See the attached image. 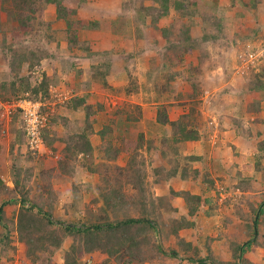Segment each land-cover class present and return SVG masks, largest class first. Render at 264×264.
Masks as SVG:
<instances>
[{"label":"rangeland","instance_id":"rangeland-1","mask_svg":"<svg viewBox=\"0 0 264 264\" xmlns=\"http://www.w3.org/2000/svg\"><path fill=\"white\" fill-rule=\"evenodd\" d=\"M81 1L73 0L78 7L80 18L89 22L90 20L94 21L99 24V27L95 26L96 31L82 30L80 40L86 47H94L98 51L103 49V52L97 51L91 55L94 62L93 67H97V69H93L91 73L93 86L85 96L87 107L94 113L91 116L92 126L89 128L92 129L93 134L89 136V139L91 142L94 141L95 147L92 144L93 151L90 155L77 150L80 146L76 144L78 142L82 144L79 135L89 125L84 121L85 110L81 109L75 112L66 109L68 102L76 97L79 98L77 94L81 93L75 90L76 95L70 94L72 91L70 85L59 86L58 83L51 82L50 87L53 86V88L50 91L49 87V98L41 100L50 113L46 128L48 136L50 139H57L51 147L45 142V147L42 150L32 151L22 133L21 120L13 118L7 124L0 119V142H5L9 138V134L11 136L10 143H7L9 150L7 151L6 148L5 151H0V170L5 168L4 175L0 177V207L3 209L0 221V264H64L65 254L75 241L72 235L67 234L64 227L71 225L80 228L84 223L106 225L108 222L115 223L118 220L117 217L124 218L125 215L126 217H137L141 210L140 204L137 202L141 193L137 188L142 186V183L135 181L137 177L134 179L138 168L145 169L149 174L144 182V185L148 189L150 188L149 198L151 195H155V197L171 196V192L170 195L159 196L158 193H161L162 190L161 186L164 188L166 183L162 182L156 186L153 182L156 179L153 173L155 168L161 170L160 179H164L172 169V164L167 159H162L159 153L148 155L144 149L139 154L131 156L122 151V156H118L116 160L113 159L114 161L112 158L116 154L115 149H124L122 137L126 134L131 136L136 131L129 128L128 115L140 118V123L136 125V129L139 131L149 130L145 127L148 126V123L155 122L156 110L144 112L146 114H143V110L152 108V105H146V103L153 104L151 100L158 97L156 93L152 92L154 83L157 81L161 85L166 81L163 75L165 73H162L164 62L161 60L166 52V42L161 35V30L174 25L175 36H172V40L177 42L176 38L183 22L186 23V19L173 11L158 20V29L155 30L150 24L152 15H148L146 19L144 16L141 18L136 14L138 9L136 3L129 6L122 0ZM262 1V4L256 9H244L246 16L239 17L238 8L233 7L230 0H220L226 18L223 35L214 41L201 44L198 51L188 54L187 60H185L186 64L172 65L170 73L175 75L176 81L174 80L171 86L176 87V92L173 95L161 97L165 108L168 109L170 120L171 117L180 118L188 114L192 107L194 108V122L201 137L197 143L202 142L204 144L203 151L206 152H204V156H201L202 160L189 165L194 170L208 171L211 177L216 179L219 190L227 187L232 189V191L223 193L218 201L221 206L218 210L219 222L222 224L221 219L226 217L231 222L222 231H219L217 225L219 226L220 223L215 224L214 220L206 218L198 231L195 229L191 232L193 244L200 249L201 256L205 258L211 252L216 262H232V244L236 241L246 242L249 239L245 236V231L242 230V227L245 229V221L234 215V204L240 206L243 210L242 213L250 215V202L256 207L264 201L263 171L258 173L255 166V157L260 154L258 145L264 141V91L249 95L247 90L250 83L257 84L259 80L264 81V0ZM149 5L150 2L147 1L145 6ZM239 10L243 9L239 8ZM42 19L47 23L55 22L56 8L52 5L45 7ZM11 30L10 25L4 26V33L12 41ZM137 32L141 34L139 39ZM51 33L64 46H67L63 33L49 32L45 29L37 31V28L31 35L15 39L13 44L25 51L33 47L48 49L56 58L63 50L62 46L57 49L55 43L48 41L46 36ZM196 35H200V33L198 32ZM1 38L2 34H0ZM1 46L0 101L5 102L7 100L2 99L1 96L2 94H5L4 97L12 96L11 84L20 81L17 77L20 76V79H24L33 76L40 81L43 74L41 73L42 65L33 70L25 65L20 74H11ZM202 50L205 51V58L203 64L199 66L200 71L195 76L198 83L196 91L198 97L192 98L189 95L193 94V89L189 82L185 81V77L188 75L185 69L193 67L190 65L191 63L196 67L199 62V52ZM66 51L70 52L71 49L67 46ZM81 51L83 57L91 58L87 50ZM152 59H156L155 69L157 70L153 71L151 77H147ZM175 62L177 61L175 60ZM97 70L104 75L99 74ZM178 93L182 97L178 96ZM72 96L73 98H71ZM251 103H260L261 111L258 114L249 112ZM123 118L126 119L125 122ZM155 129L153 128V132ZM238 129L243 135L239 133L240 131L238 132ZM103 130L106 132L101 135L100 132ZM229 130L234 137L239 138V141L235 138L231 140L230 134L227 133ZM18 136L20 140L16 141ZM236 141L239 143L238 146L233 144ZM188 143L181 148L179 155L175 154L180 167L187 165L188 155L194 156L195 150L189 151ZM68 148H72V150L68 151ZM201 153L203 152L201 151ZM236 156L239 159L235 158ZM262 163L264 164V159ZM223 170L230 172L223 175ZM239 174L245 178L256 179L250 185L253 187L252 191L241 195L234 189V185L238 182L233 180V177ZM190 179L193 183V191L204 192L201 187L204 185L203 183L194 180V177ZM176 184L170 188L175 189L178 187ZM121 185L123 190L120 193L126 197L129 203L136 200L137 204L134 207L138 210L129 207L126 212L122 209L121 215L118 216L105 206L103 196L112 193L110 192L112 189H120ZM203 196L216 197V191H205ZM230 197H236L238 202H234L231 206L223 205L226 198ZM241 197L243 199H240ZM21 199L35 203L49 213L51 220L57 225L50 226V230L55 229L57 238L60 237L62 240L60 248H56L57 240L52 241L50 231L46 230V232H42V236L46 235L48 239V249H44L39 256L33 254L32 251L28 252L26 256L25 241L17 233ZM179 217V213H174V216L173 212L165 214V219L168 220ZM252 217H254V213ZM262 235L261 241L264 243V225L262 226ZM79 238L77 237L76 241ZM174 246H176L174 240L165 243L162 247L165 253L148 252L144 248L145 250H141L139 253L138 261L131 264H185L179 259L170 257V249ZM129 252L125 249L121 250V253L110 257L111 260L107 264H127V258L132 254ZM102 253L103 251H97L88 254L83 259V263L86 264L87 258L92 257L93 264H102L108 259V255L101 258L103 257ZM123 253L126 258L119 256ZM246 258L253 264H264V246H252L248 249Z\"/></svg>","mask_w":264,"mask_h":264},{"label":"trees","instance_id":"trees-1","mask_svg":"<svg viewBox=\"0 0 264 264\" xmlns=\"http://www.w3.org/2000/svg\"><path fill=\"white\" fill-rule=\"evenodd\" d=\"M81 1V0H80ZM125 4L129 6L138 4V9L136 14L139 17H145L147 19L148 15H152L151 23L155 30L158 29V20L162 17H166L169 14L177 12L183 19H186V23L183 22L182 28L180 29L178 36L176 38L177 42L172 40V36H175L174 25L169 28H163L161 30V35L165 38V49L166 52L161 57L162 61V73L165 76V83L162 82L161 85L156 81L152 86L155 93L161 98L163 95L170 96L175 94L176 87L171 86L174 83L175 75H171L170 70L172 65H184L187 61V55L194 53L200 49L201 44L214 41L223 35V27L226 18L224 16V8L222 7L220 0H122ZM150 2L149 6H145L146 2ZM230 0L233 7L238 8L239 17H245L246 11L250 9H256L262 4V0ZM82 2V1H81ZM127 2V3H126ZM203 4V5H202ZM52 5L56 8V21L47 23L43 17L44 8ZM242 8L243 10H239ZM8 24L12 27L13 40L4 33V24ZM95 26L99 27V24L94 21H85L80 18L78 7L75 5L73 0H0V34L2 38L0 39V45L3 52L5 53L6 59L8 61L7 67L11 74H20V71L26 66L30 70L40 66L44 61L54 58V54H51L48 49H43L39 47H33L25 51L22 48L16 47L14 41L17 38H21L27 35H31L38 30H46L49 32L63 33L64 40L69 49L87 50L91 51V47H86L83 41L80 40V33L82 30H95ZM116 32V29H115ZM200 35H196V33ZM196 35V36H194ZM200 36V37H199ZM138 39L141 37L140 32H137ZM46 38L48 41L56 44L57 49L62 46L61 41L54 36L53 33L47 34ZM157 44V42H156ZM198 63L195 67L193 63L190 65L193 67H186L188 75L185 77L190 84L191 89H193V94L189 97L197 98V88L198 83L195 80L196 74L200 71L199 66L203 64L205 58V51L199 52ZM89 54V53H88ZM94 53H90L91 56ZM174 54V55H173ZM92 57V56H91ZM175 60L177 62H175ZM1 63V61H0ZM151 68L147 73V77L153 73L156 68V59L150 60ZM154 66V67H153ZM173 66V67H174ZM1 67V64H0ZM97 69V67H93ZM98 71V70H97ZM102 74L101 71H98ZM104 74H102L103 76ZM43 78L35 79L33 76H29L20 81L11 84V95L4 97L2 94V99L7 101H12L15 99L24 98L29 94V98L33 101L45 100L49 98V87L52 82L45 74L42 75ZM103 78V77H102ZM170 79V81H169ZM168 80V81H167ZM176 81V80H175ZM5 88V85L2 89ZM164 89V91H163ZM248 94H258L260 91H264V81H257V84L250 83L247 86ZM4 91V89H3ZM1 93V92H0ZM5 93V92H4ZM199 93V92H198ZM1 95V94H0ZM178 96L182 97L180 93ZM71 104L70 108L72 111L85 110L86 115L84 121L89 125L86 130L80 133L79 139L81 143H77L80 146L78 151L85 154H92L93 146L89 139V136L93 134L91 116L94 114L87 107L86 99L76 98L68 102ZM249 111L251 114H258L261 111L260 103L249 104ZM165 104H161L157 107V119L156 122L148 123L147 128H149L150 133L147 135L143 130H137L136 125L140 123V118L129 115L128 122L130 123L129 128L135 132L131 136L126 134L122 137L124 143V149H115V156L112 160H116L118 156H122V151L128 155H137L141 151H145L148 155H153L154 153H159L162 159L170 162L172 164V169L167 173L164 179L161 178V170L155 168L153 173L155 175V180L153 181L156 186H159L162 182H167L172 177H181L183 180H187L194 177V180H201L205 185L206 191L212 192L216 191V197H203V195H192L189 192H175L171 190V196L166 197H155L151 195L148 197L149 193L146 185H144L145 180H147L148 173L145 169L141 170L138 168L137 173L134 174L135 181L142 183L141 187L137 190L140 198L137 200L140 204V212L137 217H131L125 215L124 218L117 217L115 223L102 224H86L84 223L82 227L77 228L75 226L64 227L67 234L72 235L75 239L70 250L66 252L64 257V264H84L83 259L85 256L91 254L92 252L103 251L101 258L108 255V259L102 264H107L111 259L110 257L121 253V250H128L132 253L127 259V264L138 261L139 253L141 250L147 249L148 252L156 251L158 253H165L163 251V246L165 243L174 240L176 246L170 249L169 255L173 259H179L185 264H253L246 258V253L252 246H264L262 226L264 225V201L259 206H254L250 202L251 214L242 213V209L239 205L234 204L238 202L236 197L226 198V202L223 205L235 206V216L238 219L245 221V236L249 238L246 242H237L232 244V262H216L214 260V255L209 252L207 257L203 258L200 253V249L195 247L193 242H188L180 236V232L184 229H190L195 226L196 223L191 222L190 218L194 217L199 213V211H204L206 216L209 218L216 219L215 224L218 222V201L220 200L223 193L232 191L230 188H223L219 190L216 185V181L211 177V174L206 172H201L199 170H194L189 164L202 160L198 156L187 157V165L180 167V164L176 158L180 154L181 148L188 142H197L200 140V133L195 125L194 113L195 110L192 107L188 114L181 116L177 121H171L168 115V109L165 108ZM249 110V109H248ZM140 115V114H139ZM19 118L18 116L14 117ZM155 126L157 128L155 129ZM133 128V129H132ZM153 128L155 129L153 132ZM170 128V129H169ZM152 129V130H150ZM240 130L238 129V132ZM91 132V133H90ZM106 131L100 132L104 135ZM169 132L171 133L169 135ZM22 133L25 136L24 131ZM88 133H90L88 135ZM241 135L242 132H239ZM21 135L20 133H18ZM127 135H129L127 137ZM26 138V136H25ZM43 139L47 145L50 147L54 144L57 139H50L47 130L43 131ZM18 136L16 141H19ZM24 140V139H23ZM72 148H68V151ZM258 151L260 154L255 157L256 171L260 173L263 171L264 175V164L262 160L264 159V141L260 142L258 145ZM176 154V156H175ZM113 160V161H114ZM151 163V161H150ZM145 165V163H143ZM144 167V166H141ZM201 178V179H200ZM264 178V176H263ZM237 180V184L234 185V189L243 195L252 191V185L256 179L253 177L245 178L241 174L234 176L233 180ZM233 182V181H231ZM19 183V182H17ZM149 184V183H148ZM152 186V184H150ZM110 190L109 195H104L105 206L116 213L118 216L121 215V210L128 212L129 207L138 210L134 206L137 204L136 200L129 203L125 196H123L120 191L122 189ZM182 198L185 201L186 207L188 209V216H180L179 218L165 219V214H170L173 212L178 213L177 209L171 204L172 198ZM25 198V197H24ZM240 199H243L242 197ZM224 201V200H223ZM30 202V203H29ZM168 202V203H167ZM20 203V202H19ZM239 206V207H238ZM207 209L205 210V208ZM106 210V209H104ZM260 211V212H259ZM254 213V217L252 214ZM3 209L0 207V221L2 220ZM124 215V214H123ZM258 216V217H257ZM18 226L17 233L25 241L26 256L28 252L32 251L33 254L39 256L44 249H48V239L46 235L42 236V232L50 231L52 241H55L56 248L61 247L62 240L57 238V231L55 229L50 230V226H55L56 223L51 220L49 213H47L42 207L28 201L27 199H21V208L18 214ZM257 217V218H256ZM220 221V219H219ZM222 228L228 225L231 220L222 218ZM61 224V223H57ZM57 226V225H56ZM217 227H219L217 225ZM216 228V225H215ZM220 228V229H222ZM52 231V232H51ZM41 233V235H40ZM243 234V233H242ZM42 236V237H41ZM77 237H80L76 241ZM165 243H163V242ZM233 243V242H232ZM143 248V249H142ZM145 248V249H144ZM104 249V250H103ZM193 253H192V252ZM211 251V250H210ZM138 252V253H137ZM199 254V256H198ZM122 258H126V255L120 254ZM119 259V258H118Z\"/></svg>","mask_w":264,"mask_h":264},{"label":"crops","instance_id":"crops-1","mask_svg":"<svg viewBox=\"0 0 264 264\" xmlns=\"http://www.w3.org/2000/svg\"><path fill=\"white\" fill-rule=\"evenodd\" d=\"M5 25H8V24L5 23L4 26ZM113 36H115V35L113 34ZM66 47L67 46H64L62 44L61 49L64 52L61 51L59 57L57 56L56 58L55 57L50 58L41 64L42 65L41 66V70H42L41 73L45 74L47 77L51 78L52 82L54 84L58 83L59 86L60 85H66V87L70 85V88L72 89V91H70V94H72L74 96L75 90H78V92L79 91L81 92V93L77 94V95H79V98L85 99L86 94H88L91 91V87L93 86V81H92L93 77L91 75V73L93 71V64H94L93 59H92V57L90 59L83 57L82 56L83 52L78 50V49H72L70 52L66 51ZM91 48H93V49L87 53L90 54V53H94V52L98 51V49H96L94 47H91ZM98 52H103V49H100V51H98ZM152 92L155 93V91H152ZM73 96L71 98H73ZM151 101L153 102V104H147L146 103V105H150V106L152 105V108H145L143 110V114H146L144 112L156 110L155 117L157 119V107L159 105L163 104L164 102H162L161 98H159V97H154ZM148 102H150V99H148ZM70 106H71V104H69L66 107V109L69 111H72ZM140 114H142V113H140ZM178 118L179 117H177V118L171 117V121H176V120H178ZM125 120L126 119L123 118L124 122H125ZM155 122H156V120H155ZM128 126H130V123ZM145 128H147V126ZM155 128H157V126H155ZM93 131H94V129H93ZM150 132L151 131L145 129V133L147 135H149L148 133H150ZM227 133L230 134L231 140H234V138H235V140L237 139V141H239V138L234 137L230 130ZM10 137L11 136L9 134V138L5 142H2V141L0 142V149H1L0 151L1 152L5 151L6 148H7V151L9 150L8 144L10 143ZM237 141L233 142V144L238 146L239 143ZM91 143L94 145L93 140ZM187 146H188L189 151L191 149H192L191 152H193L195 150V152H193L194 156L201 157V156L205 155L204 152H206V151L205 150L203 151L204 144L202 142H198V143L197 142H189L187 144ZM94 147H95V145H94ZM200 149H202L201 151L203 153H201ZM235 158L239 159L238 156H236ZM234 161H235V159H234ZM221 162L223 163L222 160H221ZM4 172H5V168L0 170V177H2V175H4L3 174ZM229 172L230 171H224L223 170V175H225L226 173H229ZM199 182H201V180H199ZM165 183L167 186L164 185V188H163V186H161L162 190H161V193H158L159 196L170 195V192L172 190V188H170V187H173V184H176V183H177L176 186H178V187L173 189V191H176V192L184 191V192H189L192 195L201 196V195H204V193L206 191V187L204 185L201 186L203 188L204 192L196 193L195 191H193L194 187L192 188L193 183H192V180L190 178L187 180H185V179L183 180L181 177L177 176V177L170 178L167 182L165 181ZM203 197L205 198V196H203ZM171 204L177 209L179 216H185V217L188 216V209L186 207L185 201L182 198H178V197L172 198ZM19 206H20V204H19ZM206 208H205V210H206ZM206 218L208 220H212V221L214 220V222H216V219L207 217L204 211H199V213L197 215L190 218L191 222L196 223L195 226H193L190 229L182 230L180 232V236L183 239H186V241H188V242H193V240H192L193 234L191 232H193V230H195V229L198 231V229L202 227V224ZM217 218H218V222H219V217H217ZM221 225L222 224L220 223L219 231H222V229L225 228V227L222 228ZM220 228H222V229H220Z\"/></svg>","mask_w":264,"mask_h":264},{"label":"built area","instance_id":"built-area-1","mask_svg":"<svg viewBox=\"0 0 264 264\" xmlns=\"http://www.w3.org/2000/svg\"><path fill=\"white\" fill-rule=\"evenodd\" d=\"M52 88L53 86L50 87V91ZM16 115L21 120V128L30 149L32 151L42 150L45 147L43 131L47 128L50 118L45 103L41 100L33 101L29 98V94L12 101H0V119L9 124ZM93 261L92 257L87 258L86 264H93Z\"/></svg>","mask_w":264,"mask_h":264},{"label":"water","instance_id":"water-1","mask_svg":"<svg viewBox=\"0 0 264 264\" xmlns=\"http://www.w3.org/2000/svg\"><path fill=\"white\" fill-rule=\"evenodd\" d=\"M260 212V211H259Z\"/></svg>","mask_w":264,"mask_h":264}]
</instances>
